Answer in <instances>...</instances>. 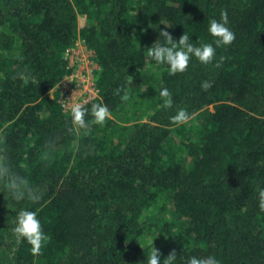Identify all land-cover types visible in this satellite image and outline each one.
Masks as SVG:
<instances>
[{"label": "trees", "instance_id": "trees-1", "mask_svg": "<svg viewBox=\"0 0 264 264\" xmlns=\"http://www.w3.org/2000/svg\"><path fill=\"white\" fill-rule=\"evenodd\" d=\"M222 10L235 39L214 45L213 61L193 56L169 75L147 55L160 29L212 42ZM79 39L100 65L99 98L85 107L112 116L87 117L86 130L49 96ZM210 106L209 125L172 143L187 122L171 120L178 110L193 118ZM0 156L39 197L11 201L0 182V264H146L138 237L162 199L181 220L165 236L177 264H264V0H0ZM20 208L48 236L39 253L11 232Z\"/></svg>", "mask_w": 264, "mask_h": 264}, {"label": "clouds", "instance_id": "clouds-1", "mask_svg": "<svg viewBox=\"0 0 264 264\" xmlns=\"http://www.w3.org/2000/svg\"><path fill=\"white\" fill-rule=\"evenodd\" d=\"M207 31L214 37V40L197 46L192 43L193 38L185 31L176 40L166 28L160 29L159 39L147 48V55L157 64H166L169 75L186 71L193 56L200 62L207 64L213 61L215 57L216 47L214 45H230L235 39V33L228 26L226 10L220 12L219 19L212 18L210 20ZM201 87L207 90L211 84L208 81H203ZM159 94L163 98L165 106L172 105L171 94L167 88L162 87ZM70 112L72 124L85 130L89 126L87 117H91L96 124H102L110 114L107 105L99 102L93 103L90 109L83 106L82 103H74L71 105ZM190 118L191 114L187 110L180 109L171 117V120L176 124H181ZM0 182L3 183L11 201L20 202L24 199L35 201L39 199L32 190L29 180L17 172L7 157L4 156H0ZM259 195V207L264 210V189H261ZM11 232L16 239L25 240L30 244V251L34 254L41 251L42 244L48 239L37 212L29 208H20L17 211ZM177 258L176 251L173 249L163 258L162 264H177ZM160 261L161 256L158 249L153 247L152 241L151 254L147 257L146 264H159ZM186 264H220V261L214 255L207 257L193 255L187 258Z\"/></svg>", "mask_w": 264, "mask_h": 264}, {"label": "rangeland", "instance_id": "rangeland-1", "mask_svg": "<svg viewBox=\"0 0 264 264\" xmlns=\"http://www.w3.org/2000/svg\"><path fill=\"white\" fill-rule=\"evenodd\" d=\"M89 17L86 14H78V27L82 28L89 23ZM157 40V39H156ZM155 42V41H154ZM153 42V43H154ZM83 41L80 39L77 40L73 48H76L77 51H80L83 46ZM213 111V106L208 107V109L201 111L196 116L188 120L180 129H178L173 138L172 143H179L180 140L184 139L186 136H195L197 129H201L209 125L208 120H205L207 112ZM112 119V116H108ZM165 205V207H162ZM153 214H147L145 220L142 223V229L139 233V239L142 244L147 246L150 251L153 247L158 249L161 258L166 257L169 253V250L172 248L170 244H167L168 240L166 239V234L168 227L171 230H178V225L180 218L176 216L173 211V207L170 201L160 200L157 205L154 206Z\"/></svg>", "mask_w": 264, "mask_h": 264}, {"label": "built area", "instance_id": "built-area-1", "mask_svg": "<svg viewBox=\"0 0 264 264\" xmlns=\"http://www.w3.org/2000/svg\"><path fill=\"white\" fill-rule=\"evenodd\" d=\"M83 46L80 51L74 46L67 50L65 59L68 72L49 94L65 113H71L70 108L74 103L86 106L99 98L97 77L100 65L95 53L85 44Z\"/></svg>", "mask_w": 264, "mask_h": 264}]
</instances>
